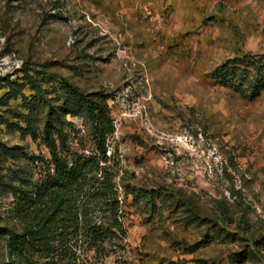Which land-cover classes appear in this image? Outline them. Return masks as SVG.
Masks as SVG:
<instances>
[{"label":"rangeland","instance_id":"rangeland-1","mask_svg":"<svg viewBox=\"0 0 264 264\" xmlns=\"http://www.w3.org/2000/svg\"><path fill=\"white\" fill-rule=\"evenodd\" d=\"M234 57L264 66V0H0V98L23 67L110 96L126 238L85 264H264V87L223 83Z\"/></svg>","mask_w":264,"mask_h":264},{"label":"trees","instance_id":"trees-1","mask_svg":"<svg viewBox=\"0 0 264 264\" xmlns=\"http://www.w3.org/2000/svg\"><path fill=\"white\" fill-rule=\"evenodd\" d=\"M217 76L251 97L264 87V66L248 57L225 61ZM20 81L29 94L8 91L0 102L19 98L23 109L8 106L0 126L40 143L47 156L0 140V196H10L0 224V264L100 262L126 238L119 161L107 144L114 132L110 96L30 67L21 69ZM69 118H80L84 129Z\"/></svg>","mask_w":264,"mask_h":264}]
</instances>
